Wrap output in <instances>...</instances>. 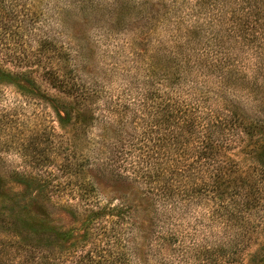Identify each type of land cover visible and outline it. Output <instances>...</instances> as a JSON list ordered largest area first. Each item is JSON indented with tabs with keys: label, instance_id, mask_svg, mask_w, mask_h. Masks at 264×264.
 <instances>
[{
	"label": "rangeland",
	"instance_id": "1",
	"mask_svg": "<svg viewBox=\"0 0 264 264\" xmlns=\"http://www.w3.org/2000/svg\"><path fill=\"white\" fill-rule=\"evenodd\" d=\"M160 1L0 0V264H264V0Z\"/></svg>",
	"mask_w": 264,
	"mask_h": 264
},
{
	"label": "trees",
	"instance_id": "2",
	"mask_svg": "<svg viewBox=\"0 0 264 264\" xmlns=\"http://www.w3.org/2000/svg\"><path fill=\"white\" fill-rule=\"evenodd\" d=\"M164 0H161L157 4L161 3L158 5V7L155 8L154 13L160 14V12H164L168 9V7L165 6ZM165 10V11H160V10ZM171 9V8H170ZM168 12V11H166ZM169 12H173L170 10ZM162 13V15H164ZM208 129L207 127H202L201 129V151L199 155V160L200 162H203L204 158L208 155V151L211 148L209 140H208ZM213 149H211L212 151ZM210 152V151H209ZM223 169V168H222ZM222 169H216L214 172L205 174L200 177V182L198 184V196L201 201H210V200H215V201H221V198L226 194L224 191L225 189V180H223V171ZM171 175H175L170 171ZM162 176V172H159L158 169L155 170H150L149 168L147 170L139 169L137 171L133 170L131 172V176L129 179L133 183H142L144 186L148 189L146 190V194H153V188L150 189L148 187H151L150 185L152 183H157L159 180V177ZM197 186V185H196ZM221 191L219 192V190ZM150 191V192H149ZM132 209L131 206L128 205H122L120 211L121 212H129ZM120 212V213H121ZM90 219L95 220L97 218L98 213L97 211L95 212L94 209H90ZM95 264H101V262H96Z\"/></svg>",
	"mask_w": 264,
	"mask_h": 264
}]
</instances>
